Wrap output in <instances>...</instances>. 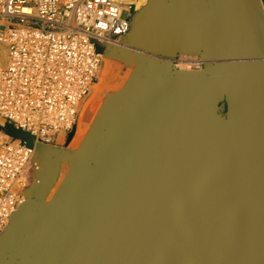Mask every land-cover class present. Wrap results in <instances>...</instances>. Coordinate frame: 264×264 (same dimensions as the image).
<instances>
[{
  "label": "water",
  "instance_id": "1",
  "mask_svg": "<svg viewBox=\"0 0 264 264\" xmlns=\"http://www.w3.org/2000/svg\"><path fill=\"white\" fill-rule=\"evenodd\" d=\"M212 29L201 70L135 56L93 164L23 204L8 264H264L261 1L215 0Z\"/></svg>",
  "mask_w": 264,
  "mask_h": 264
},
{
  "label": "built area",
  "instance_id": "2",
  "mask_svg": "<svg viewBox=\"0 0 264 264\" xmlns=\"http://www.w3.org/2000/svg\"><path fill=\"white\" fill-rule=\"evenodd\" d=\"M135 1L0 0V237L38 167V146L73 129L107 44L124 43ZM190 62L201 70L204 59Z\"/></svg>",
  "mask_w": 264,
  "mask_h": 264
},
{
  "label": "crops",
  "instance_id": "3",
  "mask_svg": "<svg viewBox=\"0 0 264 264\" xmlns=\"http://www.w3.org/2000/svg\"><path fill=\"white\" fill-rule=\"evenodd\" d=\"M214 1L136 0L126 14L130 30L123 41L136 53L157 59H210ZM260 1L264 11V0ZM22 247L23 241L12 232L1 237L0 264L13 261Z\"/></svg>",
  "mask_w": 264,
  "mask_h": 264
},
{
  "label": "rangeland",
  "instance_id": "4",
  "mask_svg": "<svg viewBox=\"0 0 264 264\" xmlns=\"http://www.w3.org/2000/svg\"><path fill=\"white\" fill-rule=\"evenodd\" d=\"M103 54H105L108 57L110 56L111 57L110 61L112 60L111 63L113 65L112 66L113 69H112V79L110 82L111 83L110 85L112 88L108 90L109 92L106 91L107 92V93H105L106 95L104 94L105 96H103L104 99L102 98L101 100H99V102L97 101V103H96L97 105L95 104L92 107V109L90 110V112L88 114V117H87L88 119H86V122L88 124V131H87L86 135H88V136H86L85 138L89 139L88 141L93 143V145H94L93 153L97 150L96 146L98 143V134H99L100 129L102 128V125H103L106 117L111 112L115 102L117 101V99L119 98L121 93L124 91L127 84L129 83V81L136 75V73L134 71L136 67H135V64L133 61L135 59V56L138 55V53H136L135 51H133L129 48L125 49V48H121L118 46H114L113 44H107L106 50ZM192 59H194V58H192ZM102 64H103V57H102ZM102 64H101V66H102ZM174 65L175 64H173V66ZM101 66H100V68H101ZM174 67H176V66H174ZM125 72L127 73V75H125ZM121 75H122V80L124 82L120 78ZM124 77L126 79H124ZM119 80H120V82H119ZM117 83L118 84L120 83V85H118ZM121 83H123V84H121ZM102 100H103V102H101L102 103L101 104L100 101H102ZM105 101H106V103H105ZM98 103L101 105H98ZM93 113H94V115H93ZM73 133H74V130L72 129V130L68 131L66 134H61L59 136V138L57 139V141H55L54 143L48 144V145H43V147H45V148H43L44 151L43 150L42 151L40 150L41 152L39 150L36 151L35 160H36V162H38L37 165L38 164L39 165H38L36 170L32 171L33 178L29 179L27 182V188L29 191L27 190L25 193L26 195L25 194L22 195L21 198L25 199V197H27V199L29 201H37L36 199H38V197L36 196V194H38L37 192L39 191V186H38L39 183L37 182V180L41 177L40 176L41 171L49 168L51 165H53V166L58 165L59 166L58 172H57L56 176L54 177L53 182H52V186L50 188V189H52L54 187V184H57V182H59V185L58 184L56 185V186H58V187H56L57 190L55 191L52 199H50L51 201L44 199V200H41L44 202H40V203H43L46 205L50 204L54 200V198L59 195L62 188L71 184L81 174V171L86 166V164H93V160H92V154L93 153L92 154H86V153L82 152L81 148H76L73 150L71 149L70 143H71L72 137L74 135ZM89 135H91V136H89ZM60 137H62L61 138L62 140H60ZM66 173H68V174H66ZM60 176L61 177L64 176V177L61 178Z\"/></svg>",
  "mask_w": 264,
  "mask_h": 264
},
{
  "label": "bare ground",
  "instance_id": "5",
  "mask_svg": "<svg viewBox=\"0 0 264 264\" xmlns=\"http://www.w3.org/2000/svg\"><path fill=\"white\" fill-rule=\"evenodd\" d=\"M114 46H118L113 44ZM121 48H129V45L124 42L123 44H119ZM110 48V47H109ZM130 49V48H129ZM132 49V48H131ZM0 55H3L4 59L6 57V51L5 48L0 44ZM103 57V64L101 66V68H99L98 70V74H97V82L93 85L90 93L87 95V97L80 102L79 105V110H78V115H77V119H76V123L73 127L74 130V135L72 137L71 143H70V147L71 149H76V148H81L82 152L86 153V154H92L93 153V148L94 145L92 142L88 141L89 139H86L85 137L88 136L86 135L87 131H88V124L86 122V119H88V114L90 112V110L92 109V107L97 103V101L99 102V100H101L102 98L104 99L103 96H105L107 93L106 91H108L109 89H111V79H112V69H113V65L110 61L111 57L106 56L105 54L102 55ZM158 57V56H157ZM164 59V58H163ZM195 59V58H194ZM191 59L188 58H184V57H180L178 59H176V61L174 62V66H176L177 68H179L180 70H191ZM0 62H2L0 60ZM119 64V63H118ZM126 64V63H125ZM117 68V67H116ZM121 68V67H120ZM130 68V67H129ZM124 71V70H123ZM124 74V73H123ZM125 75H127V73L125 72ZM121 80H122V75H121ZM124 79H126L124 77ZM123 81V80H122ZM120 82V80H119ZM124 82V81H123ZM115 84V83H114ZM113 84V85H114ZM118 84V83H117ZM123 84V83H121ZM120 85V83L118 84ZM120 88V87H119ZM115 89V88H114ZM118 89V88H117ZM117 91V90H116ZM109 92V91H108ZM105 94V95H104ZM110 98V97H109ZM107 101V100H106ZM105 101V103H106ZM103 102L100 101V103ZM102 104V103H101ZM98 103V105H101ZM97 105V104H96ZM108 105V104H107ZM106 105V106H107ZM104 106V105H103ZM105 106V107H106ZM108 107V106H107ZM107 110V109H106ZM94 115V113H93ZM90 119V118H89ZM93 121V120H92ZM92 135V134H91ZM89 135V136H91ZM62 137H60V140ZM88 138V137H87ZM91 139V138H90ZM45 147L43 146H38L37 150H43ZM69 148V147H68ZM40 151V152H41ZM79 153V152H78ZM85 155V154H84ZM40 162V161H39ZM38 163V162H37ZM39 165V164H38ZM69 168V167H68ZM42 169V168H41ZM59 166L58 165H51V167L42 170L41 171V177L37 180V182L39 183V191L37 192L38 194H36V196L38 197V200L40 197H43L42 200H50L52 199L55 191L57 190L56 186L57 184L59 185V182H57V184H54V187L52 189V182L54 177L56 176L57 172H58ZM63 171V170H62ZM70 171V170H69ZM68 172V171H67ZM35 173V172H34ZM68 174V173H66ZM77 174V173H76ZM71 176V175H70ZM37 177V176H36ZM61 177V176H60ZM64 177V176H62ZM61 177V178H62ZM58 178V177H57ZM72 179V178H71ZM60 181V180H59ZM34 183V182H33ZM32 183V184H33ZM31 185V184H30ZM28 190L27 188V183H21L20 184V191L21 194L24 195L26 193V191ZM29 191V190H28ZM37 191V190H36ZM26 195V194H25ZM35 196V197H36ZM37 200V199H36ZM37 200V201H38ZM29 200L27 199V197H25V199L22 198L21 200V205L19 207V210L22 208L23 204L28 202ZM41 201V200H39ZM51 201V200H50ZM42 202V201H41ZM44 202V201H43ZM47 202V201H46ZM49 202V201H48ZM10 232H13L12 229L9 230L7 233L9 234ZM5 257V256H4Z\"/></svg>",
  "mask_w": 264,
  "mask_h": 264
},
{
  "label": "flooded vegetation",
  "instance_id": "6",
  "mask_svg": "<svg viewBox=\"0 0 264 264\" xmlns=\"http://www.w3.org/2000/svg\"><path fill=\"white\" fill-rule=\"evenodd\" d=\"M220 107L221 108L219 109V113L222 114V115L225 114V103L221 102L220 103Z\"/></svg>",
  "mask_w": 264,
  "mask_h": 264
}]
</instances>
